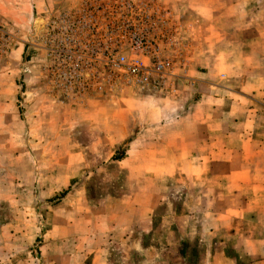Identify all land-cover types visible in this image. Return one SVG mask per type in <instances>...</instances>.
Masks as SVG:
<instances>
[{
    "label": "rangeland",
    "instance_id": "374dc122",
    "mask_svg": "<svg viewBox=\"0 0 264 264\" xmlns=\"http://www.w3.org/2000/svg\"><path fill=\"white\" fill-rule=\"evenodd\" d=\"M163 1L180 16L183 38L179 49L161 46L174 66L156 86L110 88L88 79L82 90H71L55 82V56L65 46L55 40L51 54L46 27L79 0H35L48 11L29 20L0 19L10 35L0 65L12 63L0 74V264H57L64 255L73 257L87 228L103 227L105 211L145 199L150 238L167 247L169 264H213L214 253L220 254L216 264H224V254L235 264H241L239 253L264 256V214L251 234L243 229L244 217L229 215L230 200L206 181V171L143 165L153 155L144 147L159 146L165 123L174 128L187 105L200 111L214 106L202 102L215 94L210 86L218 93L234 89L237 98L253 103L264 99V54L256 53L264 0ZM15 45L25 46L22 54ZM151 171L165 178L155 183Z\"/></svg>",
    "mask_w": 264,
    "mask_h": 264
},
{
    "label": "crops",
    "instance_id": "0c3cea01",
    "mask_svg": "<svg viewBox=\"0 0 264 264\" xmlns=\"http://www.w3.org/2000/svg\"><path fill=\"white\" fill-rule=\"evenodd\" d=\"M45 7L40 2L35 3V0H0V19L5 23L19 18L29 20L31 14L48 11ZM256 37L261 39L260 48L256 53L264 54V33H257ZM14 48L22 54L25 46L15 45ZM11 64L7 61L0 65V74L10 69ZM261 65L264 71V62ZM191 82L195 85V82L200 81L191 79ZM11 84L10 82L9 85ZM210 87L213 89L212 93L220 96H204L202 102L207 98L214 106L200 111L201 109H191L192 104L187 105L176 118L174 128L165 123V137H160L159 146H154V142L151 148L144 147L145 151L153 150V155L144 157L143 165L159 164L165 167V170L176 167L183 173L186 172L184 167L201 168V173L206 171V181L216 188H223L224 196L230 200L226 207L229 215L244 217L243 229L257 234V218L264 214V204L261 203V200H264V99L257 98L260 100L256 99L253 103L250 98L246 101L237 98L234 89H223L219 94L214 91L215 87ZM11 96L12 94H7L6 99H11ZM203 116L205 119H200ZM153 123L151 121V124ZM171 142H175L176 147L171 145ZM190 151H195V157L191 155L189 158ZM157 153H160V159ZM168 154H174L175 157L167 161L164 156ZM162 173L161 171L160 180L165 178ZM149 175L155 176L153 180L158 183L156 173L151 171ZM146 197L148 196L145 195ZM103 217L102 228H87L86 238L78 240L74 245L76 255L68 258L64 255L63 258H58L57 264L172 262L164 257L163 250H168L167 247H161L159 242L153 243L150 238L153 225L146 199L143 202L131 203V207L128 204L122 205L114 212L105 211ZM234 246L241 247L236 243ZM214 254L211 263L216 264L215 257L220 254ZM237 258L241 264H264V256L255 257L239 253ZM223 259L224 264H235L225 254Z\"/></svg>",
    "mask_w": 264,
    "mask_h": 264
},
{
    "label": "built area",
    "instance_id": "2783aa9c",
    "mask_svg": "<svg viewBox=\"0 0 264 264\" xmlns=\"http://www.w3.org/2000/svg\"><path fill=\"white\" fill-rule=\"evenodd\" d=\"M183 24L163 0H79L51 17L45 43L55 56V82L82 90L87 80L110 88L162 84L173 69V57L161 46L179 49ZM9 33L0 25V55Z\"/></svg>",
    "mask_w": 264,
    "mask_h": 264
},
{
    "label": "trees",
    "instance_id": "16d2710c",
    "mask_svg": "<svg viewBox=\"0 0 264 264\" xmlns=\"http://www.w3.org/2000/svg\"><path fill=\"white\" fill-rule=\"evenodd\" d=\"M123 155H124V153L122 152L119 155L114 156V157H115V159H121L123 157Z\"/></svg>",
    "mask_w": 264,
    "mask_h": 264
}]
</instances>
